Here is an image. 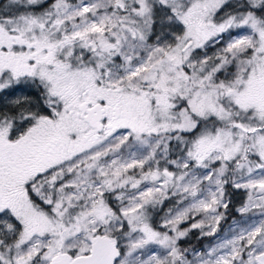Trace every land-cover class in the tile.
<instances>
[{
	"label": "snow or ice",
	"instance_id": "6c2138e0",
	"mask_svg": "<svg viewBox=\"0 0 264 264\" xmlns=\"http://www.w3.org/2000/svg\"><path fill=\"white\" fill-rule=\"evenodd\" d=\"M0 264H264V0H0Z\"/></svg>",
	"mask_w": 264,
	"mask_h": 264
},
{
	"label": "trees",
	"instance_id": "16d2710c",
	"mask_svg": "<svg viewBox=\"0 0 264 264\" xmlns=\"http://www.w3.org/2000/svg\"><path fill=\"white\" fill-rule=\"evenodd\" d=\"M169 205L167 204V202L165 203V209H162L160 212V215H163L164 210H166V208ZM237 214L235 213L234 209L232 211V214L229 215L228 219L224 222H222L221 225V229L224 228L226 226V224L228 222H230L232 219L237 218ZM199 237V231L198 230H193L190 234L189 237L187 239H185L184 241H182V244L184 245V247H189V248H199L200 245L202 244L203 238H198Z\"/></svg>",
	"mask_w": 264,
	"mask_h": 264
},
{
	"label": "rangeland",
	"instance_id": "374dc122",
	"mask_svg": "<svg viewBox=\"0 0 264 264\" xmlns=\"http://www.w3.org/2000/svg\"><path fill=\"white\" fill-rule=\"evenodd\" d=\"M212 51H213V50L210 49V50H209V54H211ZM237 219H238V217H237ZM232 222H233V219H232L230 222H228L224 228H222V231H223L224 229H226L227 225L230 224V223H232ZM183 226H186V225H182V227H183ZM213 239H214V238H212V237H204V238H203V241H202V244L200 245L199 248H201V247H206L210 242L213 241Z\"/></svg>",
	"mask_w": 264,
	"mask_h": 264
}]
</instances>
